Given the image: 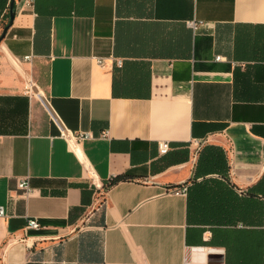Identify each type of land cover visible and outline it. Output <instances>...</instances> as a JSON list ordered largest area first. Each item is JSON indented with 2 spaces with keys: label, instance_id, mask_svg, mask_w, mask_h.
Instances as JSON below:
<instances>
[{
  "label": "crops",
  "instance_id": "0c3cea01",
  "mask_svg": "<svg viewBox=\"0 0 264 264\" xmlns=\"http://www.w3.org/2000/svg\"><path fill=\"white\" fill-rule=\"evenodd\" d=\"M0 207V264H264V0H0Z\"/></svg>",
  "mask_w": 264,
  "mask_h": 264
},
{
  "label": "built area",
  "instance_id": "2783aa9c",
  "mask_svg": "<svg viewBox=\"0 0 264 264\" xmlns=\"http://www.w3.org/2000/svg\"><path fill=\"white\" fill-rule=\"evenodd\" d=\"M26 59H30L27 57ZM101 63H104V60L101 59ZM90 134H81V138H90ZM171 150V146L169 142H161L159 144V153L160 155H166ZM19 189L23 192V194L28 195L31 192V184L29 179L21 180L18 183ZM188 186H182L181 188L175 189L174 191L177 193L187 194ZM7 212L4 207H0V217L5 218L7 217ZM29 228L37 229L40 227V224L37 220H30L28 224Z\"/></svg>",
  "mask_w": 264,
  "mask_h": 264
},
{
  "label": "trees",
  "instance_id": "16d2710c",
  "mask_svg": "<svg viewBox=\"0 0 264 264\" xmlns=\"http://www.w3.org/2000/svg\"><path fill=\"white\" fill-rule=\"evenodd\" d=\"M131 179H132V176L130 174H123V175L116 176L115 178H113L110 181V183L108 184V187H111V186L116 185L120 182L128 181Z\"/></svg>",
  "mask_w": 264,
  "mask_h": 264
}]
</instances>
